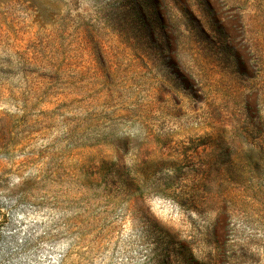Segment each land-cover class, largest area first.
Returning a JSON list of instances; mask_svg holds the SVG:
<instances>
[{
	"label": "rangeland",
	"instance_id": "rangeland-1",
	"mask_svg": "<svg viewBox=\"0 0 264 264\" xmlns=\"http://www.w3.org/2000/svg\"><path fill=\"white\" fill-rule=\"evenodd\" d=\"M0 264H264V0H0Z\"/></svg>",
	"mask_w": 264,
	"mask_h": 264
}]
</instances>
